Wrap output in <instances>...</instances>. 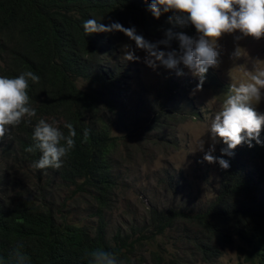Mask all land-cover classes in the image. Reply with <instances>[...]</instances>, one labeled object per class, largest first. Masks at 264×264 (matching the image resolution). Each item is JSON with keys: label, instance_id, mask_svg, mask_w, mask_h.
<instances>
[{"label": "trees", "instance_id": "1", "mask_svg": "<svg viewBox=\"0 0 264 264\" xmlns=\"http://www.w3.org/2000/svg\"><path fill=\"white\" fill-rule=\"evenodd\" d=\"M153 3L157 0H0V76L15 78L32 71L40 77L38 83L29 79L26 90L27 106L36 115L5 126L0 164L5 159L17 161L34 170L39 180L47 178L48 186L66 183L93 193L98 216L93 226L70 223L60 207L36 195L8 198L0 191V264H95L98 253L108 254L116 264H136L132 255L137 244L164 234L178 222L184 223V241L203 261L218 259L224 246L238 238L245 262H254V254L246 249L254 245L258 263L264 264L262 129L251 138L242 134L244 139L235 148L225 142L213 155L219 183L203 208L153 207L148 219L151 236L119 228L108 235L106 211L117 183L112 162L119 145L111 134L118 123L110 115L117 112L119 101L113 90L123 87L136 63L125 44L136 34L158 31L172 49L183 51L201 33L189 14L158 5L156 16ZM88 20L96 22L97 30H84ZM80 79L85 87L78 85ZM41 119L65 136L66 123L76 129L75 146L59 169L32 167L43 155L34 139Z\"/></svg>", "mask_w": 264, "mask_h": 264}, {"label": "rangeland", "instance_id": "2", "mask_svg": "<svg viewBox=\"0 0 264 264\" xmlns=\"http://www.w3.org/2000/svg\"><path fill=\"white\" fill-rule=\"evenodd\" d=\"M202 35L183 51L172 49L158 31L136 34L125 44V51L136 63L123 87L113 90L119 101L118 114H110L118 122L111 134L119 145L112 162L117 183L106 211L109 236L118 228L151 236L148 219L153 207L200 210L215 195L219 177L213 160L206 156L213 157L225 143L213 131L215 117L227 98L235 94L234 87L251 83V77L264 70V38L245 35L239 29L218 38L205 37L216 57L215 63L204 65L206 71L201 73L186 62V56ZM136 37L143 38V47ZM78 85L85 87L86 83L80 79ZM258 88L259 98L246 103L264 115V87ZM46 179L39 180L34 170L17 161L5 159L0 164L3 196L36 195L60 207L70 223L96 225L93 193L66 183L48 186ZM184 234V223L178 222L164 234L137 244L132 260L136 264H171L170 260L188 258L181 264H250L245 262L238 238L224 246L218 259L206 262L184 241ZM246 249L254 254L252 264H259L254 245Z\"/></svg>", "mask_w": 264, "mask_h": 264}, {"label": "clouds", "instance_id": "3", "mask_svg": "<svg viewBox=\"0 0 264 264\" xmlns=\"http://www.w3.org/2000/svg\"><path fill=\"white\" fill-rule=\"evenodd\" d=\"M158 5L165 6V11L176 9L189 14L188 18L203 34L196 47L186 56V62L198 67L201 73L206 71L204 65L215 63L216 57L215 49L205 37L218 38L222 33L236 29L256 38L264 36V0H157V3L152 5L156 16L160 15ZM84 30L86 32L97 30L96 22L94 20L85 21ZM128 34L131 35V31ZM136 40L141 47L144 46L142 37H136ZM29 79L38 83L40 77L32 71L22 73L15 78L0 76V138L5 135L6 125H18L25 115H36L35 109L27 106L29 96L26 90L29 87ZM251 81V83H242L239 87H234L235 94L227 98L223 110L215 117L213 131L222 137L231 148L241 143L244 139L242 134L251 138L258 136L261 129L264 130L262 127L264 115H258L246 103L253 97L259 98L258 86L264 87V70L253 75ZM64 127L68 130L67 136L44 119L39 121L34 132V139L39 141L37 147L42 150L43 155L38 161L33 162V168L59 169L62 167V158L66 157L75 146L74 138L77 135L73 124L66 123ZM87 135L88 132L85 130V139ZM61 141L64 143L61 144ZM28 151L31 152L33 149L29 148ZM206 159L212 161L214 158L208 155ZM221 164L224 167L228 166L223 160ZM96 255L95 264H116L108 254L98 253Z\"/></svg>", "mask_w": 264, "mask_h": 264}]
</instances>
